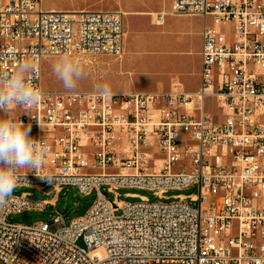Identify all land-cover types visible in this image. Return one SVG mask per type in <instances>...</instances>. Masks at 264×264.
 <instances>
[{"label":"built area","instance_id":"built-area-1","mask_svg":"<svg viewBox=\"0 0 264 264\" xmlns=\"http://www.w3.org/2000/svg\"><path fill=\"white\" fill-rule=\"evenodd\" d=\"M170 12L204 18L198 90L176 81L164 92L103 95L45 89L42 62L65 52L123 56L124 11L0 0V73L32 64L41 101L16 115L50 149L40 169L21 170L18 187L97 195L70 223L56 211L25 224L8 217L57 200L13 193L0 210V264H264V0H171ZM154 18L162 24L165 13ZM191 187L169 202H123L117 192L169 199Z\"/></svg>","mask_w":264,"mask_h":264},{"label":"rangeland","instance_id":"rangeland-1","mask_svg":"<svg viewBox=\"0 0 264 264\" xmlns=\"http://www.w3.org/2000/svg\"><path fill=\"white\" fill-rule=\"evenodd\" d=\"M170 0H43V7L50 9L55 7L57 9H69V10H80V9H119L124 12L133 10L134 12H140L141 14L126 15L125 13V30L130 31L129 35L125 37L127 45L133 44V38L136 36V31L142 28L148 29L150 20L154 15L149 14L152 10H161L168 6ZM145 11V12H141ZM149 12V13H148ZM169 21L173 18L167 17ZM155 23V21H154ZM143 25V26H141ZM58 57H47L42 62L43 72V86L47 90H66L63 83L57 78L53 72V64ZM107 58H111L107 55H100L97 57L83 58L82 62L85 70V77L81 79L73 91H85L95 92L101 88L102 78L99 72H106ZM115 59V57H113ZM96 74H98V80H96ZM136 84L139 89L144 91H150L155 89V84L162 81L164 76L159 71L154 73V77L151 79H143L141 72L136 73ZM104 81V79H103ZM154 86V87H153ZM208 112L214 115L217 121L222 120V113L216 108L215 103L212 99L207 102ZM195 187H191L183 190H170L165 196L170 197L169 199H160L158 196L153 195L151 191L137 188H120L117 190L119 197L118 199L123 202H138L141 200L140 196H146L151 201H174L176 199L173 196L181 194H190L196 192ZM28 192L31 194V198L34 200H57L56 205L48 204L43 212L35 210H25L19 213L11 214L8 219L17 222L31 224L43 220H51L53 213L61 211L65 215L67 223L84 216L89 208L93 205L96 200V191L93 190L89 193L83 194L76 186H66L60 193L53 190V187H47L43 190L31 187H17L14 191L15 194H21ZM130 194H137L138 196L133 197ZM109 197L111 200L115 199V194L110 193ZM121 212V211H120ZM82 244V242H80Z\"/></svg>","mask_w":264,"mask_h":264},{"label":"crops","instance_id":"crops-1","mask_svg":"<svg viewBox=\"0 0 264 264\" xmlns=\"http://www.w3.org/2000/svg\"><path fill=\"white\" fill-rule=\"evenodd\" d=\"M170 5L171 0L166 8L148 12L152 15L165 13L162 24L154 23L155 18H152L148 29L142 28L141 34L140 30L136 31L133 44L129 46L125 40L123 56L107 58L106 72H99L101 87L107 86L110 92H164L171 90L178 81L186 91L198 90L201 83L204 18L198 15H173ZM126 13L141 14L133 10ZM168 16L173 20L169 21ZM130 31L125 30V37ZM158 71L164 78L155 84L156 87L153 86L155 89H139L136 73L141 72L143 79H151Z\"/></svg>","mask_w":264,"mask_h":264},{"label":"clouds","instance_id":"clouds-1","mask_svg":"<svg viewBox=\"0 0 264 264\" xmlns=\"http://www.w3.org/2000/svg\"><path fill=\"white\" fill-rule=\"evenodd\" d=\"M53 72L66 90H75L85 77L82 59L71 52L60 54L53 64ZM98 91L110 94L107 86ZM42 93L34 83L32 64L25 60L12 72L0 73V210L13 201V193L21 183H26L23 169L38 170L49 152L44 141L30 136L31 126L17 117L18 107H35Z\"/></svg>","mask_w":264,"mask_h":264},{"label":"bare ground","instance_id":"bare-ground-1","mask_svg":"<svg viewBox=\"0 0 264 264\" xmlns=\"http://www.w3.org/2000/svg\"><path fill=\"white\" fill-rule=\"evenodd\" d=\"M142 12H144V11H142ZM126 14H129V13H126ZM134 14H136V13H134ZM155 15L156 14H154V16ZM141 26H143V25H141ZM107 214H109V216H117V209L115 207H107Z\"/></svg>","mask_w":264,"mask_h":264}]
</instances>
